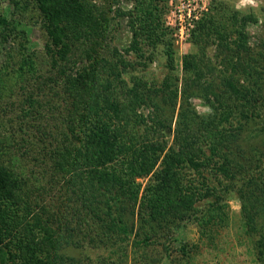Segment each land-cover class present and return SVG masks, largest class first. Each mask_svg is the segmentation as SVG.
Wrapping results in <instances>:
<instances>
[{"label":"trees","instance_id":"obj_1","mask_svg":"<svg viewBox=\"0 0 264 264\" xmlns=\"http://www.w3.org/2000/svg\"><path fill=\"white\" fill-rule=\"evenodd\" d=\"M133 1L128 11H114L113 18L127 17L131 38L126 52L151 61L161 47L170 72L158 85L121 78L127 62L111 45L116 21L109 16L110 6L98 7L91 0H11L15 12L9 17L0 13V42L15 43L3 47L0 102L9 83L18 84V109L8 120L18 121L29 150L39 146L42 160L49 158L47 183L59 193L55 200L41 197L44 186L29 187L27 179L17 178L0 162V264H80L66 252L70 245L76 247L74 239L58 224L72 214L83 221L81 234L91 243L163 245L192 219L200 239L214 245L217 231L228 224V199L234 194L241 200L245 231L256 235L257 259L264 264V145L242 146L248 140L245 126L259 117L257 107L264 109V55L241 56L248 51L249 17L225 9L220 14L215 5L216 11L197 21L190 40L198 52L182 57L186 78L175 112L179 85L172 73V37L161 20L165 0ZM31 9L46 38L45 70L30 48L28 23L19 27L15 18ZM210 37L235 59L234 69L243 70L247 80L254 76V90L219 78L226 80L225 88H211L213 112L198 115L185 109L186 90L205 77L203 42ZM142 106L153 108L148 117L136 111ZM42 121L52 122L50 129L34 131ZM52 133L60 138L50 152ZM14 135L0 133V158L11 155ZM189 249L181 246L184 254Z\"/></svg>","mask_w":264,"mask_h":264},{"label":"rangeland","instance_id":"obj_2","mask_svg":"<svg viewBox=\"0 0 264 264\" xmlns=\"http://www.w3.org/2000/svg\"><path fill=\"white\" fill-rule=\"evenodd\" d=\"M18 1L19 4H23L26 0ZM91 2L98 7L110 6L109 16L112 19L115 17L114 11L118 9L128 11L134 3L133 0H91ZM238 4H241V0H165V9L161 20L163 27L166 28L165 31L168 33L167 37H172L174 49V68L172 69V73L178 78L179 85L175 112H177L181 103L180 87L186 78L183 72L182 57L189 52H198L197 46L190 40L192 29L195 27L197 21L201 20L211 9L216 11V8H213V6L220 7V14H222L220 11L225 9L226 13L236 11L240 15H247L249 22L246 25L245 36L248 51L241 52V56L243 54H245V57H260L264 55V0H252L251 3L245 0L241 6L237 7ZM14 12V5L11 0H0V13L9 17ZM25 12L20 16L17 15L15 18L20 20L19 27L24 26V22L28 23L30 48L36 51L38 54V65L42 67V70H45L47 68V58L44 56V42L46 38L38 22L39 16L35 9ZM113 21H116V24L112 29L113 38L111 45L119 51L122 58L127 62L126 66L121 68V78L128 83L133 82L134 79H139L151 86L158 85L162 78L170 72L161 47L155 49L151 61L139 58L132 51L126 52L125 48L131 38L127 17H119V19H114ZM11 45H15L11 40L3 45L0 42V62L3 61V54L6 50L3 47ZM203 46L204 58L201 62L202 66L207 65V71L204 67H201L205 71L206 78L204 77L199 82H190L186 90L188 97L185 109L188 107L198 115H206L213 112V106L210 105V102L216 105V98L213 95V91L215 90L211 88L220 86L219 88L223 89L221 87H224L223 82L226 81L219 80V78L227 80L232 78L233 83L237 84L238 82L241 85L244 84V88L254 90L252 82L254 81V76H251L247 80L245 74H243V70L233 68L232 65L235 59L233 58V60L226 55L228 50L220 49L221 45L216 37L208 38L203 42ZM261 69H264V65ZM9 84L11 86L10 90L5 92V97L0 102V116L2 117L0 119V133L7 134L9 131L14 132L15 141L12 143L11 155L10 153H8V156L2 155L0 162L17 178H21L23 181L24 178L27 179L29 187L33 188L32 184L44 186L46 191L41 193V197L48 195L50 200H55L59 193L55 190V187L49 188L47 183L51 172V168L46 164L49 158L42 160V155H40L42 150L39 146H34L33 149L29 146L31 148L29 150L28 146H25L24 140L20 138V134L22 135L21 137H25V132L22 133L23 130L19 131L17 128L19 126L18 121L12 123L8 120L18 109V100L21 98L22 93L18 84ZM209 85L211 86L209 87ZM2 109L3 111H1ZM256 109H258L259 117L255 115L250 121V127L245 126L244 131L248 139L242 143L245 150L248 149V145L256 147L264 145V140L259 135V132L263 131L262 128H264V109L262 107H257ZM152 110L153 108L150 106L136 108L137 112H141L147 117L149 113H152ZM175 117L176 115H174L172 130L174 128ZM42 123L44 122L42 121ZM42 123L34 124L32 129L34 131H36V127H40L39 129H50V125L52 124L50 121L46 124L44 123V125ZM242 123L239 122L240 125ZM236 126L237 123L234 122L233 128L235 129ZM21 127L23 128V125ZM37 134L38 132H35V135ZM245 134L241 137L244 138ZM54 136L55 138H50L48 146L50 152L53 144L57 143L55 139L60 138V136ZM167 139L168 142H171L172 134L167 136ZM38 160H42V162L40 163ZM228 204V224L217 231L218 234L216 235L214 245L200 239L198 226L192 219H187L181 224L179 230L174 234V240L165 239L163 245L160 242H155L149 247L144 248H137L130 241L122 244H103L97 241L91 243L88 236L81 234L83 221L76 214L69 216L65 224L61 220H59L58 224L63 231L65 229V233L71 234L70 238L74 239L76 247L74 244L70 245L66 248V252L74 257H78L80 264H165V262L167 264H262L258 261L255 252L254 242L256 235L246 232L245 226L242 224L241 200L234 194L228 199ZM84 226V230L87 231V225ZM65 227H67V230ZM71 227L73 228L72 233L70 230L68 232V229ZM182 245L190 247L189 254H184L181 251ZM192 245L197 246L193 248ZM165 246L167 247V252H165Z\"/></svg>","mask_w":264,"mask_h":264},{"label":"clouds","instance_id":"obj_3","mask_svg":"<svg viewBox=\"0 0 264 264\" xmlns=\"http://www.w3.org/2000/svg\"><path fill=\"white\" fill-rule=\"evenodd\" d=\"M243 2H245V0H241V4H242ZM246 2L251 3L252 0H246ZM241 4H238L237 7L241 6Z\"/></svg>","mask_w":264,"mask_h":264}]
</instances>
